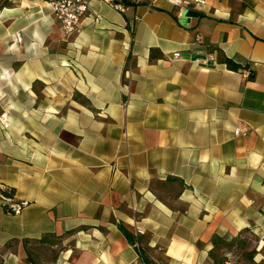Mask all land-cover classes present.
I'll use <instances>...</instances> for the list:
<instances>
[{
	"label": "crops",
	"instance_id": "crops-1",
	"mask_svg": "<svg viewBox=\"0 0 264 264\" xmlns=\"http://www.w3.org/2000/svg\"><path fill=\"white\" fill-rule=\"evenodd\" d=\"M120 1L0 0V264H264V0Z\"/></svg>",
	"mask_w": 264,
	"mask_h": 264
},
{
	"label": "built area",
	"instance_id": "built-area-1",
	"mask_svg": "<svg viewBox=\"0 0 264 264\" xmlns=\"http://www.w3.org/2000/svg\"><path fill=\"white\" fill-rule=\"evenodd\" d=\"M90 0H48V4L52 11L54 18L58 21L60 30L64 35H68L77 30L82 17L85 15ZM111 4L117 9L123 8V3L120 0H102ZM139 2L140 0H132ZM169 4L176 7L179 12L187 9H194L195 7H203L207 4L208 0H166ZM16 39L21 40L20 35L16 34ZM179 53H174V57ZM250 70L244 67V73L249 74ZM236 134L243 133L240 129L234 130ZM3 204L7 211L14 214H19L27 201L15 202L9 195L2 194Z\"/></svg>",
	"mask_w": 264,
	"mask_h": 264
},
{
	"label": "rangeland",
	"instance_id": "rangeland-1",
	"mask_svg": "<svg viewBox=\"0 0 264 264\" xmlns=\"http://www.w3.org/2000/svg\"><path fill=\"white\" fill-rule=\"evenodd\" d=\"M248 236L240 238L239 241L230 242L229 245H223L216 251L217 259L231 258L232 264H256L252 260L253 251L248 246ZM227 255V256H226ZM225 264V263H222Z\"/></svg>",
	"mask_w": 264,
	"mask_h": 264
},
{
	"label": "trees",
	"instance_id": "trees-1",
	"mask_svg": "<svg viewBox=\"0 0 264 264\" xmlns=\"http://www.w3.org/2000/svg\"><path fill=\"white\" fill-rule=\"evenodd\" d=\"M222 60L231 69L237 70V69H239L241 67V65L239 63L234 62L233 60L229 59L228 57H224ZM123 232H124V234L126 235V237L128 239H131L130 233H128L125 229H123ZM229 243H230L229 241H226V240H223V239L216 240V241H214L213 250L217 251V249H219L221 246L226 245V244L229 245ZM211 253H210V255H211ZM214 259H216L217 264H222V263H224L227 260L226 257L225 258L223 257V258L218 260L217 257H216V254H215Z\"/></svg>",
	"mask_w": 264,
	"mask_h": 264
},
{
	"label": "water",
	"instance_id": "water-1",
	"mask_svg": "<svg viewBox=\"0 0 264 264\" xmlns=\"http://www.w3.org/2000/svg\"><path fill=\"white\" fill-rule=\"evenodd\" d=\"M198 15V11L192 10V9H187L183 12L184 17H192Z\"/></svg>",
	"mask_w": 264,
	"mask_h": 264
}]
</instances>
